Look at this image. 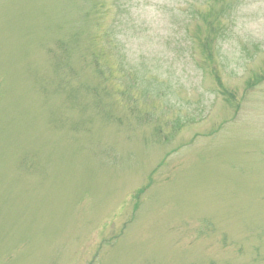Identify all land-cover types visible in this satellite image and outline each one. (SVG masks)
<instances>
[{
	"label": "rangeland",
	"instance_id": "rangeland-1",
	"mask_svg": "<svg viewBox=\"0 0 264 264\" xmlns=\"http://www.w3.org/2000/svg\"><path fill=\"white\" fill-rule=\"evenodd\" d=\"M0 264H264V0H0Z\"/></svg>",
	"mask_w": 264,
	"mask_h": 264
}]
</instances>
